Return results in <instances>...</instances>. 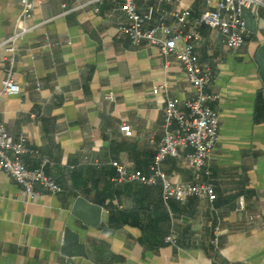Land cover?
<instances>
[{
	"label": "crops",
	"instance_id": "obj_1",
	"mask_svg": "<svg viewBox=\"0 0 264 264\" xmlns=\"http://www.w3.org/2000/svg\"><path fill=\"white\" fill-rule=\"evenodd\" d=\"M85 1L37 0L26 24L48 21L16 43L13 78L19 92L0 98V120L13 138L26 137L31 151L22 155L25 165L48 159L45 172L62 191L37 188V196L28 199L0 171V264H68L60 252L66 226L79 228L93 254L73 264H264V82L255 62L264 43V10L251 13L254 30L245 28L244 44L231 50L218 30L196 24L217 0H134L140 12L154 8L146 28L164 21L182 35L197 30L193 52L210 68L208 91L218 95L209 103L219 116L209 174L187 167L189 149L162 163L173 184L213 182L215 200L164 201L160 181L118 180L110 163L149 174L166 101L153 88L167 83L168 94L179 99L195 92L173 56L166 67L157 46L134 45L121 32L126 24L121 0L62 13L63 6ZM186 8L187 22L178 23L171 12ZM19 12V0H0V41L13 31ZM8 56L0 47V81ZM122 124L130 126V136L120 131ZM78 196L102 208L97 227L71 214ZM240 197L244 208L237 210ZM215 225L217 248L210 243ZM169 234L177 246L165 241Z\"/></svg>",
	"mask_w": 264,
	"mask_h": 264
},
{
	"label": "built area",
	"instance_id": "obj_2",
	"mask_svg": "<svg viewBox=\"0 0 264 264\" xmlns=\"http://www.w3.org/2000/svg\"><path fill=\"white\" fill-rule=\"evenodd\" d=\"M97 1L100 0H86L73 8L63 6L62 13L94 4ZM19 3L20 12L14 22L13 31L0 41V47L9 54L6 74L0 81V98L19 92V85L13 78L17 41L48 21L43 20L37 24L27 25L26 21L31 16L37 0H19ZM121 8L126 18V24L121 27V32L130 37L134 45L147 43L157 46L164 56L166 67L171 56L179 61L195 95L189 99L170 96L167 83L153 88L154 93H164L166 101L162 122L163 134L150 165V173L144 174L140 170H131L124 164L112 161L110 164L117 172V179L139 181L144 184H154L160 181L164 201L168 198L185 200L190 196H196L207 198L213 202L216 198L213 182L197 181L173 184L162 169V163L168 156L177 157L180 156L181 149H189V152L184 155L187 167L194 171L203 169L205 174H209L207 167L219 130V116L209 103L215 101L218 95L208 91L211 84L210 68L201 66L193 52L199 34L196 29H193L182 35L180 31H174L164 21H160L156 26L146 28L145 23L152 19L154 8L147 6L145 11L140 12L134 0H121ZM242 8H246L253 14L257 8L264 10V0H217L213 9H207L199 15L196 24L218 30L225 46L228 49L237 50L244 44L246 28L241 15ZM190 14L188 8L180 12H171V15L181 24L187 22ZM180 40L184 42L182 47L178 46ZM107 98L113 99V96L109 94ZM120 131L127 136L132 134L128 124H122ZM26 141L25 136L13 138L0 120V171L6 172L20 184L28 199L37 196L39 190L50 194H59L62 191L61 186L45 172L46 165L50 164L48 159L43 158L35 167H28L23 162L22 155L31 151L26 145ZM88 162L97 164V162ZM243 208L244 200L240 197L236 209L242 210ZM249 219L253 220L254 217L249 216ZM218 237L219 226L215 225L210 239L211 245L215 248L218 246ZM165 241L177 246L171 234L166 236Z\"/></svg>",
	"mask_w": 264,
	"mask_h": 264
},
{
	"label": "water",
	"instance_id": "obj_3",
	"mask_svg": "<svg viewBox=\"0 0 264 264\" xmlns=\"http://www.w3.org/2000/svg\"><path fill=\"white\" fill-rule=\"evenodd\" d=\"M241 15L245 21L246 28L254 30L255 19L251 13L246 8H242ZM255 62L258 65L260 77L264 82V43L257 48ZM101 211L102 208L99 205L93 204L81 196L75 198L71 207V214L80 220L81 224L94 228L100 223ZM80 233L78 227L74 229L66 226L64 228L60 252L66 257L68 264H73L72 260L74 258H93L89 243L81 240Z\"/></svg>",
	"mask_w": 264,
	"mask_h": 264
}]
</instances>
